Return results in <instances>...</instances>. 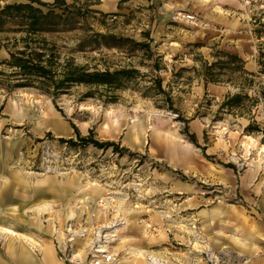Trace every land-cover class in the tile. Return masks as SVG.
<instances>
[{"label":"rangeland","instance_id":"obj_1","mask_svg":"<svg viewBox=\"0 0 264 264\" xmlns=\"http://www.w3.org/2000/svg\"><path fill=\"white\" fill-rule=\"evenodd\" d=\"M11 1L0 0V5ZM112 1L102 0L97 8L120 15H98L105 25L94 19L91 27L101 32L108 27L138 40L141 32L150 31L154 50L163 55L164 68L155 75L162 76L176 111L168 108L163 96L146 92L149 77L119 90L116 102H106L105 94L82 98L86 88L75 87L57 99L58 108L34 89L0 90V158L4 162L0 174L18 171L24 181L9 185L17 194L27 193L23 206L18 196L11 204L0 203V217L8 219L0 221V226L10 225L18 233L34 236L36 241L24 243L28 248L34 245L38 259L41 244L52 242L64 264L77 263L70 261L74 250L69 244L65 256L59 248V244L66 247L63 227L72 218L93 214L124 217L121 242L115 249L123 256L122 264H146L144 250L171 252L186 264L264 261V114L257 115L261 130L252 134L245 131L246 118L225 114L219 119L217 110L228 87L213 83L205 87L197 73L200 56L212 61L213 46L238 53L249 70H256L255 58L259 47L264 48V0H173L172 4L170 0H121L120 8L110 11L105 3ZM179 13L195 19L188 21ZM58 42L65 52L75 45L64 38ZM199 42L204 46L192 45ZM129 54V48H103L79 53L77 59L103 68V62L93 58L103 57L117 65L125 64ZM133 54L137 60L142 56L139 51ZM7 57L1 49L0 61ZM139 68L150 71L148 66ZM44 117L73 122L81 135L93 129L94 139L114 144L105 149L84 146L74 129L58 136ZM184 119L198 145L189 140ZM104 125L114 134L105 135ZM70 138L77 144H70ZM38 179L47 180L35 184ZM48 179L61 185L70 181L71 187L60 197L50 195ZM36 188L38 194H34ZM84 194L91 198L82 202ZM43 199L53 201L46 205ZM107 202L112 208L103 214L99 205ZM10 206H15V212L5 214ZM56 210L62 211V221L55 218L59 230L49 234L45 229ZM213 211L219 214L215 219L210 217ZM18 215L28 223L16 224ZM35 218L42 223L41 229L31 224ZM236 228L247 245L254 244L253 249L227 236ZM0 232L1 254L9 242L20 243L17 236ZM124 236L129 239L122 241ZM126 250L137 251L133 260L125 257ZM2 255L10 264H18L15 257Z\"/></svg>","mask_w":264,"mask_h":264},{"label":"trees","instance_id":"obj_2","mask_svg":"<svg viewBox=\"0 0 264 264\" xmlns=\"http://www.w3.org/2000/svg\"><path fill=\"white\" fill-rule=\"evenodd\" d=\"M100 3L101 0H54L52 3L25 0L0 5V49L8 53V57L0 61V90L11 93L18 89H34L50 97L56 105L57 99L70 94L73 88L85 87L82 98H100L105 94L106 102H116L119 90L149 77L151 84L146 85V92L163 96L168 108L176 111L173 98L163 87L162 76L155 75L164 68L160 63L163 55L154 50L150 31L141 32L142 39L138 40L115 33L108 27H105L106 32L94 30L91 27L94 19L105 25L98 15L103 18L120 15L103 12L97 8ZM70 33L74 35L69 36ZM62 38L75 43L68 52L63 51L65 47L58 42ZM192 45L204 46L200 42ZM103 48H129L128 61L111 65L103 57L93 58L103 62L102 68L77 59L79 53ZM212 49V61L199 57L201 65L197 73L205 87L209 83L228 87L219 103L218 118L225 114L246 118L249 120L245 127L247 133L260 131L257 115L264 114V48L259 47L256 70H249L246 60L238 53L217 46ZM138 51L142 56L137 60L133 52ZM140 66H148L150 71L142 72ZM71 126L84 146L93 144L105 149L114 144L94 139L93 129L89 135H81L77 125L71 122ZM184 126L189 140L198 145L196 134L188 133V119H184ZM67 141L77 144L73 138Z\"/></svg>","mask_w":264,"mask_h":264},{"label":"crops","instance_id":"obj_3","mask_svg":"<svg viewBox=\"0 0 264 264\" xmlns=\"http://www.w3.org/2000/svg\"><path fill=\"white\" fill-rule=\"evenodd\" d=\"M23 1H25V0H13L11 2H23ZM43 1L52 2L53 0H43ZM120 1L121 0H115V1H112L110 3H105V4L110 5V7H111L110 11H114V10L120 8ZM170 1H171L170 3L172 4L173 0H170ZM99 5H102V0H101V3ZM1 49H4V48H1ZM44 122L47 125L52 126L53 133L58 135V136L69 135L73 131L72 126L70 124H68V122L66 120H64L60 117H58V118L44 117ZM85 125H86V123H84L83 127H85ZM103 128H104V134L105 135H113L114 134V132H112V129L110 127H107V125H104ZM136 129H137V125H136ZM8 151L9 150H7V152ZM7 155H10V153L8 152ZM3 163L4 162H2V158H0V164L2 165ZM11 174L12 175H10V176L0 174V203L11 204L13 202V200H15L18 196L19 201H21V206H23L26 203L25 202V199L27 198L26 191L23 190L22 192L17 194L11 188V186L9 184L16 183V182L21 184V182L24 181V178H23L22 174H19L18 171H13ZM45 180H47V179H38L37 181H35V184L38 182H44ZM48 180H49V184H48V187L46 189V193H48L50 195H55V196L60 197L62 195V193H65L67 188L71 187L70 181L66 185H61L54 180H51V179H48ZM38 193H39V190H38V188H36L34 191V194H38ZM90 198H91L90 195L87 196L86 194H84L82 202L87 200V199H90ZM52 201H53L52 199L51 200H47V199L41 200V202H44L46 205H47V203H50ZM40 207H41V205H38L37 209L38 210L41 209ZM10 211L15 212V206H10V207L6 208L4 213L9 215ZM0 214H1V212H0ZM218 215L219 214L216 211L210 212V217L212 219L213 218L215 219ZM55 218L58 219L61 223V221H62V211L61 210H56L55 214H53V217L49 220L48 226H46L47 228L45 229L46 232H48L49 234L57 233L59 230L55 226ZM147 220L150 221L151 217L149 216V218ZM0 221H5L7 223L8 219L0 217ZM15 223L19 224V225H23L25 223L27 224L28 222L23 220L22 217L20 215H18L17 221ZM31 224L36 228H39V229L42 228V223L40 222V220L38 218H35L34 221L31 222ZM148 224L152 225L151 223H148ZM4 225L5 226H0V228L10 230L13 233V234H6V236H9V237L17 236L18 239L20 240L19 241L20 243L15 244L14 242H9L5 248L4 253H2V254H6V255L9 254V255L15 257L18 264H64L58 258L55 247H54L52 242L41 244L42 245V248H41L42 249L41 250L42 256H41V258L38 259L34 253V252H36L34 245H32V247L28 248L24 243V242H29V241H31V242L36 241L35 237L29 236L26 234H22V233H18L10 225H6V224H4ZM237 229L238 228L234 229V232H233V230H232V232H229V234L227 236L230 239H232L234 242H236L240 245H246L250 249H253L254 244L249 243V245H247V243L244 241V239L237 235ZM216 232H218L219 234L223 233L222 230H217ZM165 235H167V234L165 233ZM124 238L127 239V237L124 236L122 238V241L124 240ZM141 253H143V252H141ZM2 254L0 252V264H10V262L7 259H5V256H3ZM125 257L129 260H133L131 258H135V256H131V257L125 256ZM225 264H229V263H225ZM251 264H264V261L263 260L255 261V262H252Z\"/></svg>","mask_w":264,"mask_h":264},{"label":"built area","instance_id":"obj_4","mask_svg":"<svg viewBox=\"0 0 264 264\" xmlns=\"http://www.w3.org/2000/svg\"><path fill=\"white\" fill-rule=\"evenodd\" d=\"M179 16L188 21H194L195 16L192 14L179 13ZM178 16V18H179ZM112 205L107 202L99 205V211L110 210ZM125 219L122 216L101 218L96 214L87 218H72L63 227L64 237L62 238L63 243L66 247H61L60 250L64 256L66 254L67 246L74 250L71 254L70 261L81 264H122V254L117 252L116 244L120 243L121 230L124 227ZM184 225V224H182ZM89 239V244L85 247L86 240ZM82 242V246H78L76 243ZM81 248L85 249V255H81L79 252ZM137 251L126 250V255L136 256ZM145 262L146 264H186L180 258L172 255L171 252H154L145 251ZM218 258V256H215ZM197 264V263H196Z\"/></svg>","mask_w":264,"mask_h":264},{"label":"bare ground","instance_id":"obj_5","mask_svg":"<svg viewBox=\"0 0 264 264\" xmlns=\"http://www.w3.org/2000/svg\"><path fill=\"white\" fill-rule=\"evenodd\" d=\"M0 230H2L5 234H13L10 230H7V229H2V228H0ZM3 232H2V233H3ZM0 233H1V232H0ZM25 239H26V238H25ZM85 244H86V245H85V247H86V246L89 244V239L86 240ZM79 252H82L81 255H83V256H84L85 253H86L84 248H81V250H79ZM141 254H142V253H141ZM141 254H140V255H141ZM142 256H143V255H142ZM81 264H84V262L81 263Z\"/></svg>","mask_w":264,"mask_h":264}]
</instances>
